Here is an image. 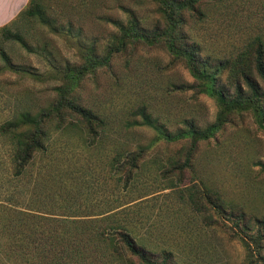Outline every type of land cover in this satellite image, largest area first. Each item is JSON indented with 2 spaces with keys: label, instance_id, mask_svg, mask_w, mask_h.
Returning <instances> with one entry per match:
<instances>
[{
  "label": "rangeland",
  "instance_id": "374dc122",
  "mask_svg": "<svg viewBox=\"0 0 264 264\" xmlns=\"http://www.w3.org/2000/svg\"><path fill=\"white\" fill-rule=\"evenodd\" d=\"M17 1L0 0V27L15 20L11 34L25 44L22 47L14 37L6 39L0 34V200L12 195L21 203L18 209L26 208L24 194L30 183L35 186L39 182L42 175L37 164L44 159L45 166L54 165L58 174L50 175L60 179L59 187L69 184L66 177H71L77 190L90 197L93 213L104 209L116 212L105 220L120 224L117 231L126 232L155 257H167L168 264H242L244 251L234 221L228 219L242 220L243 213L264 221V170L259 167L264 164V100L230 113L212 137L195 141V146L192 135L172 141L160 138L156 130L140 124V107L159 132L171 136L202 131L215 121L218 111L213 97L189 88L196 80L161 43H128L107 63L77 81L64 75L67 68L84 64L85 56L99 57L105 52L117 33L115 20L125 22L131 13L143 26L153 24L158 17L156 0H41L44 22L17 20L28 0ZM207 8L204 22L183 27L197 44L201 58L228 56L254 37L264 43V0H222ZM215 82L216 89L225 92L224 74ZM61 85L70 88L82 111L61 110L65 122L58 129L52 130L59 123L57 116L43 127L40 144L46 147L45 157L38 152L33 155L32 165L22 176L29 185L22 187L12 178L10 153L12 144L24 142V137H14L16 133L2 125L21 111L34 114L52 106L54 88ZM188 152V168L180 170L173 165L178 161L183 166ZM116 154L121 156L113 163ZM122 162L123 171L115 175ZM207 189L219 199L218 211L206 201ZM188 194L197 208L204 207L202 212L199 209L201 213L187 202ZM86 205L77 201L71 209L83 212ZM6 214L14 216L12 210ZM103 216L84 219L96 225ZM11 222L0 220V264H29L30 260L43 264L34 261L38 256L52 257L48 247H42L46 245L40 241L42 236L27 238V225ZM12 228L16 237L30 244L28 262L24 252L20 258L5 253L14 240L8 235ZM71 245L62 258L48 264H104L97 251L84 250L80 254L83 260L74 258Z\"/></svg>",
  "mask_w": 264,
  "mask_h": 264
},
{
  "label": "trees",
  "instance_id": "16d2710c",
  "mask_svg": "<svg viewBox=\"0 0 264 264\" xmlns=\"http://www.w3.org/2000/svg\"><path fill=\"white\" fill-rule=\"evenodd\" d=\"M220 1L222 0H156L158 17L153 24L147 27L143 26L131 13L125 22H116L115 20L113 25L117 33L111 37L114 42L110 41L105 52L99 57L85 56L84 64L75 69L67 68L64 75L77 81L84 73L107 63L110 56L123 51L128 43L136 41H141L147 45L161 43L166 53L173 60L181 61L191 77L196 80L197 83L194 82L195 84L193 83L194 85L189 88L214 98L218 108L217 115L215 121L202 131L181 132L171 136V134L159 132V127L155 125L154 120L150 119L145 108L140 107L137 110L140 124L151 127L157 131L160 138H166L170 141L179 136L186 138L187 135H192L190 137L194 139L192 146H195V141H203L212 137L228 121L230 113L236 112V110L247 104L257 106L260 101L264 100V43L260 37H254L251 42L246 43L238 52L228 56L205 55L206 58H201L197 44L183 30V27L190 22L194 24L204 22L208 5ZM43 9L41 0H28L27 5L18 14L17 20L36 18L44 22ZM14 22L15 20L8 25L1 26L0 34H5L6 39L7 36L14 37L22 47H25L21 37L11 34L10 27H12ZM253 43L256 46L253 48L249 47ZM2 57L7 64V68L12 69L13 66L8 63L6 56ZM209 62H211L209 66H204ZM221 73L224 74L225 92L226 89L228 90L226 94L216 89L215 81ZM54 91L56 98L52 106L38 110L34 114L29 111H21L2 125L5 128L4 130L9 128L7 131L10 132L12 130L15 132L16 134H12L14 137H24V142L17 140L12 144L10 153L12 178L16 181V184H23L22 187L29 185L26 180H23L22 176H24L23 173L26 169L28 170L32 165V159L35 157L33 155L38 152L41 157H45L46 147L42 148L40 144V139H42L40 134L45 132L43 127H46L57 116L59 117V123L55 124L56 126H53L52 130L58 129L59 125L65 122L64 116L60 112L61 110L77 109L82 111L79 105L75 103L69 87L61 85L55 87ZM190 154L188 152L185 155L183 166L178 165V161L173 162V165H176L180 170L188 168ZM120 156L121 154H116L113 163H118ZM43 161L42 163L39 161L37 164L39 165L38 172L42 175L37 178L39 182L35 186L30 183V190L27 189V194H24L26 197L24 198L26 208L22 211L18 209L21 203L12 195H9L3 201L0 200L1 221H13L14 224L16 222H24L27 225V238L32 234H37V237L42 236L40 241L46 244L42 247H48L47 253H50L52 257L38 256V259H36L37 257L35 258L37 261H34V263L48 264V262L55 261V258H62L64 250H67V246L71 243V247L74 250L73 257L82 260L83 258H81L80 254H83L84 250H92L97 251L102 256L104 264H168L169 260L167 257L160 259L155 257V254H152L147 249L137 246L126 232L117 231L116 229L122 228L120 224L113 220L109 222L105 220L113 217L116 212H110L111 209H104L101 212L93 213V209L89 206L90 197H88V194H83L77 190L76 181H73L71 177H66L69 184L64 182L63 187H59L60 179L50 175L58 174L55 171L56 169L52 167L54 165L46 164L47 166H45ZM187 163L188 166H186ZM259 167L264 170V164H259ZM115 169V175L118 172H122L123 162L121 166ZM124 172L127 175H132L131 170L125 169ZM67 174L71 173L67 172ZM41 177L46 179L40 180ZM24 193L26 192L24 191ZM212 196L213 200H211ZM205 199L213 209L218 211L220 208L219 199L215 193L208 189L205 190ZM77 201L87 204L85 211L79 212L71 209ZM187 202L198 213L200 212L199 209H201V212L204 209V207L197 208V204L194 203L190 194L187 195ZM50 207L57 209V211L59 207H62L67 209V211L64 213L56 212ZM117 207L119 206L115 208ZM7 210L14 212L12 218L7 216ZM222 211H224V208ZM96 215H105L101 217L104 219L99 220L96 225H94L95 222L84 219L85 217ZM240 217L244 218L242 220L229 218L228 220L234 221L232 224L237 229V235L244 251L242 264H264V221L256 216L245 217L243 213H240ZM206 219L209 221L211 217L207 216ZM102 221L104 222L100 223ZM251 224L255 226L252 227ZM112 231L113 233L109 236ZM14 233L16 231L13 228L8 233L9 238L12 237L14 240L12 239V244H9L10 251L7 249L5 253H8V256H10L9 254L17 255L20 258L24 256L22 254L24 252L27 255L28 262V258H31L29 257L31 256L30 244L29 242H23ZM32 261L30 260L29 264H33Z\"/></svg>",
  "mask_w": 264,
  "mask_h": 264
},
{
  "label": "crops",
  "instance_id": "0c3cea01",
  "mask_svg": "<svg viewBox=\"0 0 264 264\" xmlns=\"http://www.w3.org/2000/svg\"><path fill=\"white\" fill-rule=\"evenodd\" d=\"M3 1H5V0H2V2ZM10 1H12V0H10ZM16 1V4L18 3V1L17 0H15ZM2 2H0V3H2ZM28 3V2H27ZM27 5V4H26ZM14 13H15V11H14ZM17 13V12H16Z\"/></svg>",
  "mask_w": 264,
  "mask_h": 264
}]
</instances>
